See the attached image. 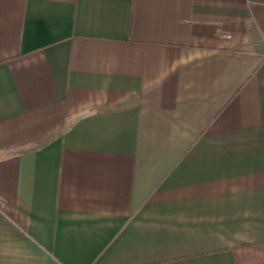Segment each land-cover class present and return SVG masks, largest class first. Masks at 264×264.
I'll use <instances>...</instances> for the list:
<instances>
[{"label": "crops", "instance_id": "crops-1", "mask_svg": "<svg viewBox=\"0 0 264 264\" xmlns=\"http://www.w3.org/2000/svg\"><path fill=\"white\" fill-rule=\"evenodd\" d=\"M0 264H264V0H0Z\"/></svg>", "mask_w": 264, "mask_h": 264}]
</instances>
